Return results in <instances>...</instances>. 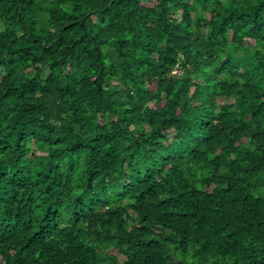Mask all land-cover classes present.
I'll return each instance as SVG.
<instances>
[{"label":"trees","instance_id":"obj_1","mask_svg":"<svg viewBox=\"0 0 264 264\" xmlns=\"http://www.w3.org/2000/svg\"><path fill=\"white\" fill-rule=\"evenodd\" d=\"M0 264H264V0H0Z\"/></svg>","mask_w":264,"mask_h":264},{"label":"built area","instance_id":"obj_2","mask_svg":"<svg viewBox=\"0 0 264 264\" xmlns=\"http://www.w3.org/2000/svg\"><path fill=\"white\" fill-rule=\"evenodd\" d=\"M175 72V71H174Z\"/></svg>","mask_w":264,"mask_h":264}]
</instances>
